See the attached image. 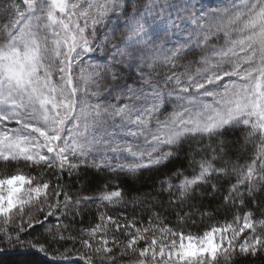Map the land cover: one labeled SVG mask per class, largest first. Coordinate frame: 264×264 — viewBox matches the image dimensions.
Returning <instances> with one entry per match:
<instances>
[{
    "label": "snow or ice",
    "instance_id": "6c2138e0",
    "mask_svg": "<svg viewBox=\"0 0 264 264\" xmlns=\"http://www.w3.org/2000/svg\"><path fill=\"white\" fill-rule=\"evenodd\" d=\"M171 12L194 23L190 29L174 25L171 36L165 32L160 37L151 24L157 20L167 23ZM0 13L15 17L0 25V160L5 167L21 165L36 172L35 176L0 179V216L5 224L9 214L13 224L19 218L15 237L0 228V240L45 254L46 245L75 241L71 233L64 234L71 225L61 218L67 219L75 206L93 198L73 197L63 174L71 176L81 170L83 176L88 168H96L109 169L118 178L120 173L135 175L148 168L163 175L159 191L168 193L166 204L161 199L149 208L150 220L155 217L163 222L174 216L177 224L162 225L160 231L172 237L170 243L151 239L139 251V257L145 259L136 264H221L218 253L223 264H248L236 257L264 251V219L257 221L261 228L257 232L251 211L243 217L237 213L232 223L213 226L202 236H186L182 231L191 219V201L199 185L211 184L213 195L219 191L220 177L228 174L224 157H220L224 162L219 167L202 159L199 171L191 177L182 168L170 175L162 171L181 154L184 143L197 136L219 140L218 150L209 145L213 160L217 151L227 147L221 138L238 128L244 131L241 126L249 129L248 136L259 133L264 146V0H128L127 4L125 0H23V6L9 0L0 4ZM221 38L224 45L216 48ZM201 44L206 47L200 49L198 66L191 72L194 62L188 58L197 55ZM209 45L212 57L207 54ZM238 49L250 50L244 57L249 66L243 70L240 60L233 63L232 59ZM122 99L132 103L120 105ZM169 104L171 112L166 108ZM13 122L15 126L8 127ZM258 158L261 171L257 176L264 178V147ZM254 165L255 160L247 175L223 197L226 205H235L237 196L244 204L237 185L246 181L252 195ZM99 199L117 204L124 198L117 189L102 193ZM29 202L33 203L25 212L23 205ZM185 206L189 211H184ZM33 207L43 213V220L30 215ZM224 211L234 209L224 207ZM241 218L243 227H233ZM98 219H107L121 235H129L128 248L147 239V228L131 232L137 226L135 215L124 222L104 213ZM34 223L43 226L47 238L43 243L21 241L20 234ZM246 228L252 231L238 240ZM98 230H103L101 224L89 235L95 236ZM102 241L108 243L107 238ZM80 243L89 246L87 239ZM96 251L112 253L107 259L117 264L111 248ZM149 252L150 260L146 257ZM53 259L59 264L68 255L53 254ZM104 259L101 257L102 264Z\"/></svg>",
    "mask_w": 264,
    "mask_h": 264
},
{
    "label": "trees",
    "instance_id": "16d2710c",
    "mask_svg": "<svg viewBox=\"0 0 264 264\" xmlns=\"http://www.w3.org/2000/svg\"><path fill=\"white\" fill-rule=\"evenodd\" d=\"M9 0H0V4L7 3ZM23 6V0H13ZM137 3H146L147 0H136ZM128 3V0H125ZM129 12L132 11L131 6L128 8ZM58 16L60 14H57ZM15 17L11 14L0 13V25H4L9 19H14ZM66 19V17H65ZM82 22V21H81ZM56 28L57 26H52ZM121 31H123V24H120ZM57 30H59L57 28ZM119 35V33H117ZM222 37V36H221ZM219 39L216 41L215 47L220 43ZM220 45V44H219ZM206 46H199L196 48L197 55L190 56L188 59L194 62L191 72H195V68L198 66L196 64L199 61V53L201 48ZM208 50L212 49V46H207ZM181 63H187V61H182ZM167 69H161V71H166ZM181 72L184 68L179 69ZM113 102H116L113 100ZM138 102V101H137ZM126 103H132L127 99H122L119 101L120 105ZM167 111H172V105L166 106ZM166 114V113H165ZM163 119V115H161ZM244 128L241 131L239 128L235 130L234 134L228 137H222L221 139L227 141V147H225L223 152L217 151V158L212 159L213 152L209 148L217 150L220 147L219 140L216 138H209L207 136L189 139L183 145L181 154L178 157L173 158L172 162L168 164L167 169L162 171L166 174H171L177 168H182L185 175L191 177L194 172L199 171V162L202 159L208 160L215 167H219L224 161L220 157H224L227 160L228 174L221 176L219 179V191L213 195L211 194V184H200L197 188L196 198L191 201L194 207L191 208V219L187 224L183 225L182 231L187 236V234H192L194 236H202L205 231H210L213 226L222 227L226 223H232L233 217L239 213L241 217L247 214V212H252V222L257 232L261 231L260 225L257 221L264 219V178L257 176V173L261 171L260 156L261 148L264 147L260 144V134L256 133L253 136H248V128ZM255 160L254 172H253V182L255 188L252 195L248 194L247 191V181L245 183L237 185L240 193L243 194L244 204L239 203L240 197L237 196V202L235 205L225 204L223 197L228 195L229 189L233 184L237 183L238 179H243L247 175L248 166L252 164ZM5 162L0 160V179H7L11 175H25V176H35L36 172L30 168H25L21 165H16L14 167H5ZM235 166V170L233 169ZM81 170L74 172L71 176L67 172L63 174V181L67 186L68 192L73 196H89L92 200L84 201L78 206H75L72 213L68 215L64 223L70 224L71 227L65 232V235L71 233L72 236L76 237L75 241L68 239L65 241H60L58 244L48 246L47 254L42 253L35 248L26 247L24 244L16 245L9 244L6 241L0 240V264H55L47 261L44 257L54 260L53 254H59L66 252L68 259H81L82 261L90 260L91 264H102L101 257H105L103 264H111L107 259L112 253H105L103 251L97 252V248H111L112 252L115 253L117 264H136L139 259H145L144 257H139V251L142 247H147L151 242V239L156 238L157 240L164 241L165 243H170L172 237L166 235L160 231L161 226L165 227H175L177 221L174 216H168L166 221H158L155 217L149 218V208H151L153 203L163 199L165 204L167 203L168 193L159 191L160 185L159 180L163 179V175H158L155 171H151L148 168H142L137 171L135 175H125L120 173L117 177V173L110 171L109 169H96L88 168L86 173L81 176ZM47 174V173H46ZM113 178L111 180L105 178ZM215 179V176L213 177ZM173 182L178 184L179 180L173 177ZM53 183L55 179L53 178ZM120 189L122 197L124 198L121 203L109 204L107 201H101L99 199L100 195L106 191H114ZM51 188L49 189V192ZM204 193V195H200ZM62 198V197H61ZM135 198V202L133 200ZM93 200L95 202H93ZM201 202L203 207L200 206ZM23 205L24 211L28 212L31 204ZM233 207L234 211L232 213H225L224 207ZM158 207V203L156 204ZM215 209H219L216 211ZM259 209L260 211H256ZM17 209H14L16 211ZM184 211H189V208L185 206ZM211 212V215H208ZM101 213L110 215L114 218L119 219L121 222L125 220L131 221L133 216L137 220V226L131 228V232H135L137 227L141 230L147 228L149 231L144 232L147 239H141L133 245L132 248H128L129 235H121L120 231H117L111 222L105 219L101 222L98 217ZM30 215L32 217H39L43 220V213L38 211L36 208H31ZM8 223L5 224V218L0 216V228L8 229L13 237H15L16 229L19 223V218H17V224H13L11 221V214H9ZM141 217H143L141 219ZM28 216L24 217L25 222ZM51 219V218H49ZM47 223V222H45ZM97 224L102 225L103 230H98L95 236H90L89 233L92 228H95ZM244 221L241 218L233 227H243ZM27 227V224L24 225ZM53 227V225H49ZM252 229H245L243 233L239 235L238 240H243ZM31 234V235H29ZM231 237L232 233L228 232L226 234ZM21 241L26 239H38L41 243L47 238L48 232L43 228L41 224H35L31 229L20 234ZM102 238H107L108 243L105 245ZM81 239H87L89 241V246H85L80 243ZM175 239L179 243V236ZM226 246V242H225ZM165 256H167V249ZM147 259H151V252L146 253ZM160 260L159 254L156 257ZM217 259L221 260L223 264L222 257L217 255ZM236 259H244L248 261V264H264V251H257L255 255H248L245 257H236ZM61 264H80L77 262L61 263Z\"/></svg>",
    "mask_w": 264,
    "mask_h": 264
},
{
    "label": "rangeland",
    "instance_id": "374dc122",
    "mask_svg": "<svg viewBox=\"0 0 264 264\" xmlns=\"http://www.w3.org/2000/svg\"><path fill=\"white\" fill-rule=\"evenodd\" d=\"M179 15L180 16H186L187 14L186 13H181ZM177 16H178L177 13L171 12L170 13V18L168 19L167 23H165L164 21H161V20H157L155 24H151V20L149 18V23L151 24V29H156L157 32L159 33V36L163 37L165 32H168L170 36L172 35V31L174 30V25H179L180 28H185V29H190L191 28V26H192V24L194 22H189L187 20L178 19ZM221 36H222V34H221ZM219 44L216 46V48H219L220 46L224 45V40L223 39L220 40ZM200 46H203V44H201ZM207 54L210 57H212L213 56L212 50L209 49ZM247 54H250V50L246 53V52L240 51L238 49L237 52H236V55L232 58L233 59V63H235L237 59L240 60V68H241V70L246 69L249 66V63L244 62V57ZM257 63H258V60H257ZM233 79H236V78H233ZM136 103H139V102H136ZM5 123L7 124V122H5ZM14 126H15L14 122L12 124H8V127H14ZM25 188H27V185H25Z\"/></svg>",
    "mask_w": 264,
    "mask_h": 264
},
{
    "label": "water",
    "instance_id": "95a60500",
    "mask_svg": "<svg viewBox=\"0 0 264 264\" xmlns=\"http://www.w3.org/2000/svg\"><path fill=\"white\" fill-rule=\"evenodd\" d=\"M59 14V13H57ZM47 261L51 262V263H55L57 264V261L56 260H51V259H48L46 257H44ZM69 262H77V263H80V264H85L84 261H82L81 259H66V260H63V261H60L59 264L61 263H69Z\"/></svg>",
    "mask_w": 264,
    "mask_h": 264
}]
</instances>
